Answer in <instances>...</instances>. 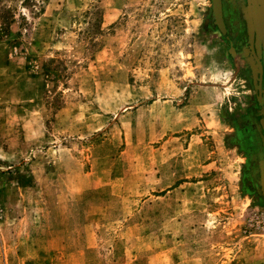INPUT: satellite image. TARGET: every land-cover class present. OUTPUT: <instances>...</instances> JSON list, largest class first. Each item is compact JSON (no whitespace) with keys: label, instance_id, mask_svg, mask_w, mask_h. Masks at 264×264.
Returning a JSON list of instances; mask_svg holds the SVG:
<instances>
[{"label":"rangeland","instance_id":"rangeland-1","mask_svg":"<svg viewBox=\"0 0 264 264\" xmlns=\"http://www.w3.org/2000/svg\"><path fill=\"white\" fill-rule=\"evenodd\" d=\"M22 1L0 37V264H264L209 0Z\"/></svg>","mask_w":264,"mask_h":264},{"label":"flooded vegetation","instance_id":"flooded-vegetation-1","mask_svg":"<svg viewBox=\"0 0 264 264\" xmlns=\"http://www.w3.org/2000/svg\"><path fill=\"white\" fill-rule=\"evenodd\" d=\"M205 24L220 39L248 95L232 123L243 155L240 188L264 207V0H209Z\"/></svg>","mask_w":264,"mask_h":264},{"label":"trees","instance_id":"trees-1","mask_svg":"<svg viewBox=\"0 0 264 264\" xmlns=\"http://www.w3.org/2000/svg\"><path fill=\"white\" fill-rule=\"evenodd\" d=\"M5 0H0V37L1 36H7L10 33L9 25L7 24L9 19V9L4 6ZM22 4L31 6L32 9H34V12L38 13L41 11V2L39 0H23ZM97 9H94L90 12H86L87 15H94L97 13ZM32 12V11H30ZM7 15V16H6Z\"/></svg>","mask_w":264,"mask_h":264}]
</instances>
